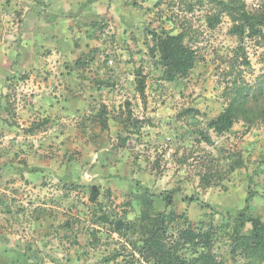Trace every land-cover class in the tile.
I'll list each match as a JSON object with an SVG mask.
<instances>
[{"label":"rangeland","instance_id":"rangeland-1","mask_svg":"<svg viewBox=\"0 0 264 264\" xmlns=\"http://www.w3.org/2000/svg\"><path fill=\"white\" fill-rule=\"evenodd\" d=\"M74 1L112 5L110 22L89 27L99 42L86 49L97 48L103 65L108 59L112 62L98 74L94 68L74 66L67 71L63 58L71 59L68 51L59 56L56 49H49L44 60L41 57L45 70L7 75L0 115L3 112L7 119L4 108L8 106V121L16 125L0 119V264H102L104 248H116L113 241L117 239L113 235V241H105V230L99 232L98 244L90 243L87 229L93 226L90 212L94 209L88 199L91 185L101 194L109 190L106 208L119 215L128 212V220L136 213L124 203L134 185L140 183L155 194L174 191L178 214L194 223L210 221L216 227L244 207L250 191L254 197L248 214L264 222V124L246 126L240 121L222 137L209 132L212 146L201 142L197 132L222 111L223 91L231 82L249 86L252 94L261 86L263 93L250 105L264 107V41L239 42L229 34L231 23L225 15L209 29L205 16L217 15L209 0L195 4L193 13L187 11L191 0H162L157 6V0ZM237 1L250 13L264 6V0ZM181 20L189 22V37L198 51V61L186 79L163 83L159 81L160 70L147 55L148 30L163 26L175 33L174 26ZM73 38L79 47H85L82 40L88 37L79 33ZM77 52L76 58L85 55ZM136 69L145 76L144 103L134 94ZM24 76L25 80H19ZM95 81L112 82L113 91L96 95ZM4 95L9 100L2 99ZM126 103L139 121L135 124L138 133L133 125L124 129L119 123L127 112ZM101 104L108 107L106 130L91 121L92 109L98 110ZM185 108L197 109L204 116L197 117V124L192 119L177 118ZM45 118L49 119L45 127L28 133L32 124ZM123 138H127L125 146L114 148ZM238 161L241 167L229 171V165ZM29 168L36 171L30 173ZM208 171L211 186L203 189L200 178ZM66 177L80 189L68 193L62 186ZM215 183L219 186L212 185ZM183 197L197 201H183ZM9 202L8 213L4 204ZM155 206L159 210L163 207L161 198L155 200ZM67 220L71 229L59 228ZM218 238L222 239L216 244L218 258L224 264H241L229 259L222 233ZM110 264H121V259Z\"/></svg>","mask_w":264,"mask_h":264},{"label":"trees","instance_id":"trees-1","mask_svg":"<svg viewBox=\"0 0 264 264\" xmlns=\"http://www.w3.org/2000/svg\"><path fill=\"white\" fill-rule=\"evenodd\" d=\"M191 1L193 4H188V13L194 12L195 4H204L203 0ZM209 1L215 5L217 10V15L209 13L204 18L209 29H213L220 23L219 16L225 15L231 23L229 34L237 37L239 42H243L244 39L264 41V6L259 11L250 13L246 11L244 3L237 0ZM160 3L162 0H157L156 6ZM174 28L176 29L175 33L163 26L157 27L155 30H148L150 45H146L147 55L154 61V68L160 70L159 81L168 84L186 79L198 61V51L189 37L191 31L189 22L181 20L180 23L175 24ZM75 47L77 48L79 45L76 43ZM85 57L87 56L80 55L75 62V67H84L85 64H88L85 62ZM88 61L90 62L91 59ZM245 65L248 63L245 62ZM66 67L68 68V66ZM107 67L108 62L106 61L104 68ZM26 78L24 76L19 80ZM145 84V76L141 70L136 69L134 71V94L138 95L142 103L145 102ZM95 85L99 88L107 85L113 87V85L102 81H95ZM262 93L261 86L257 88L255 94H252L251 88L247 85L229 83V87L223 91L225 103L222 111L216 117L209 119L204 129L197 130L200 141L207 146H212L213 141L209 132L215 137H222L228 134L233 126L240 121L246 126H252L256 122L264 124V107H257L256 104L250 105V101ZM2 99L9 100L6 95ZM126 108L127 112L119 118V123L124 129L133 125L134 132L138 133V127L135 124H138L139 121L133 118L129 110V103H126ZM4 111L7 116L5 123L16 125L12 122L13 120L8 121V117H10L8 106H5ZM106 115V107L102 105L91 121L93 124L97 123L102 130H106ZM201 116L204 115L193 108H185L177 114V118L192 119L196 124L198 123L197 117ZM48 122L49 119L45 118L32 124L28 133L40 130ZM118 138L121 139L119 136ZM126 140L127 138H123L119 144L116 142L114 148L122 149ZM240 167L241 161L234 162L229 165V171L233 172ZM28 171L31 173L36 170L29 168ZM209 177L211 176L208 171L205 176L200 178V186L203 189L211 186ZM67 178L62 180V186L68 193L80 189L79 184H75ZM212 185L218 187L219 183ZM110 193L107 190L101 194L98 187L88 186V199L94 205V209L90 212L93 226L87 229L91 245L95 246L101 241L98 234L99 232L102 234L105 230V241L111 239L113 241V235L117 239L113 241L116 248L109 251L104 248L106 255L101 259L102 264L116 263L118 259H121V264H224V260L218 258L216 252V244L222 240L218 238V233H222L225 238L226 253L231 261L237 263V260H240L241 264H264V222L260 218L251 217L248 214L250 203L254 197L253 192L248 191L244 207L218 227L213 226L210 221L194 223L185 215L178 214L174 207V191L155 194L148 187L140 183L135 184L133 191L124 203L125 207L135 211L136 217L133 220H128V212L125 215H119L116 211L106 208L104 201L108 200ZM101 196L102 201L98 202ZM157 198H161L163 201V207L160 210L155 206ZM182 199L191 203L197 201L187 197ZM4 207L9 213L10 202L4 204ZM71 226L70 221L67 220L59 228L71 229Z\"/></svg>","mask_w":264,"mask_h":264},{"label":"crops","instance_id":"crops-1","mask_svg":"<svg viewBox=\"0 0 264 264\" xmlns=\"http://www.w3.org/2000/svg\"><path fill=\"white\" fill-rule=\"evenodd\" d=\"M111 7V4H77L74 0H0V97L4 81L11 72L45 70L46 63L43 60L49 53L44 52L49 49H56L59 56L68 51L71 59L63 58L66 63L64 68L67 71H72V67H75L78 50L85 53V56L92 57L90 62L85 61L88 64H85L84 68H94L97 74L101 69L104 70V65L99 61L101 56H98L99 52H95L99 50H96L97 48L86 50L89 45L95 46L99 42L94 40V30L88 29L102 21L110 22L113 18ZM120 18H122L121 14ZM89 31L91 32L88 33ZM79 33L88 38L82 40L85 47L76 48L73 37ZM100 43L104 42L100 41ZM16 66L19 68L17 71H15ZM93 89L96 95L113 91L108 85L102 88L93 85ZM102 105L106 110L108 109L106 105ZM93 106L98 108L96 104ZM97 112L98 110L92 109L91 114L95 115ZM5 118L2 112L0 119L5 120Z\"/></svg>","mask_w":264,"mask_h":264},{"label":"built area","instance_id":"built-area-1","mask_svg":"<svg viewBox=\"0 0 264 264\" xmlns=\"http://www.w3.org/2000/svg\"><path fill=\"white\" fill-rule=\"evenodd\" d=\"M108 64L111 65V61H109Z\"/></svg>","mask_w":264,"mask_h":264},{"label":"clouds","instance_id":"clouds-1","mask_svg":"<svg viewBox=\"0 0 264 264\" xmlns=\"http://www.w3.org/2000/svg\"><path fill=\"white\" fill-rule=\"evenodd\" d=\"M109 62V61H108Z\"/></svg>","mask_w":264,"mask_h":264}]
</instances>
